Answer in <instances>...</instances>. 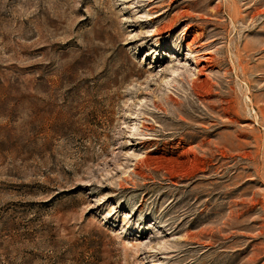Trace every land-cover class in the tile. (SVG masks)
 Wrapping results in <instances>:
<instances>
[{
    "label": "rangeland",
    "instance_id": "374dc122",
    "mask_svg": "<svg viewBox=\"0 0 264 264\" xmlns=\"http://www.w3.org/2000/svg\"><path fill=\"white\" fill-rule=\"evenodd\" d=\"M0 264H264V0H0Z\"/></svg>",
    "mask_w": 264,
    "mask_h": 264
}]
</instances>
